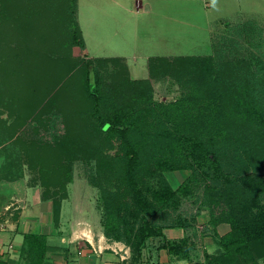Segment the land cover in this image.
<instances>
[{"label":"trees","instance_id":"trees-1","mask_svg":"<svg viewBox=\"0 0 264 264\" xmlns=\"http://www.w3.org/2000/svg\"><path fill=\"white\" fill-rule=\"evenodd\" d=\"M24 1L0 0V32L18 39L16 44L0 42V106L14 116L11 123L0 117V145L3 138L12 141L21 153L19 164L37 161L41 182L30 186L39 187L42 199L51 202L55 225L71 178L60 165L79 155L96 161L92 184L102 201L103 233L129 247V264L141 263L147 240L162 237L164 228L188 224L181 207L194 193L192 157L221 170V156L232 152L247 169L264 170V62L227 57L230 39L225 37L210 56L151 57L149 77L132 79L122 58L75 57V49H86L78 0H28L27 9ZM166 75L184 82L187 93L158 105L151 80ZM158 109L167 111L164 118ZM176 110L186 114L179 121L170 118ZM58 118L66 133L52 143L17 135L26 124L47 127ZM196 121L199 126L190 129ZM214 130H222L225 140L204 134ZM7 169V179H23L21 169ZM188 170L174 189L166 173ZM238 173L229 172L204 188L202 203L210 209L211 225L225 222L231 228L217 240L221 252L205 254V264H260L264 258V179ZM221 200L223 210L216 217L213 209ZM162 247L188 256L186 240ZM56 250L46 235L26 233L20 259L49 264L46 255Z\"/></svg>","mask_w":264,"mask_h":264},{"label":"rangeland","instance_id":"rangeland-1","mask_svg":"<svg viewBox=\"0 0 264 264\" xmlns=\"http://www.w3.org/2000/svg\"><path fill=\"white\" fill-rule=\"evenodd\" d=\"M135 1L78 0V21L86 49L81 51L75 49V57L86 59V53L93 58L125 54L128 56V62H124L130 77L146 79L149 74V57L161 56L173 59L187 56H210L214 54V44L226 37L230 39L227 57L231 59L248 58L254 65L257 61L264 62V0H158L154 5L156 6L154 10L158 13L152 14L153 16L141 13V9L138 11L141 14H136L138 9ZM24 3V8L27 9L30 2L25 0ZM120 7H126L128 11ZM1 12V15L5 16L3 14L6 13L5 10L2 9ZM4 32L8 36H4ZM2 40L13 44L18 42L17 36L10 34L7 30L0 32V42ZM166 54L173 55L165 56ZM151 83L154 102L158 105H169L176 102L187 93L188 89V86H184V82L178 81L171 75L159 76L152 79ZM189 89L194 91L192 86H189ZM163 111L158 109L160 113L157 114L164 118ZM185 115V112L176 110L173 113L171 111L170 118L179 121ZM0 117L9 123L14 119L10 111L1 106ZM196 123L195 127H190V129L197 128L199 121ZM185 127L181 126L180 131H186ZM220 131L222 130L207 131L204 134H209L217 141L218 139L225 140V136ZM65 133L66 128L60 118L53 124L51 122L47 127L31 123L17 131V135L24 140H39L46 144L52 143L54 138L61 137ZM19 151L12 141L2 139L0 145V221L7 217L10 219L20 217L19 213L24 200L19 199L25 187L41 182L40 166L37 161L26 160L23 161L26 164H19L16 159L21 154ZM187 153L191 155L190 151ZM77 157L71 162L60 165L71 176L66 185L68 197L63 201V215L66 214L72 219L74 214H78L80 210L81 214L84 213L95 220L99 218L102 220V201L98 189L92 184L96 174V161L84 159L80 155ZM192 161L197 171L194 181L190 183L193 185L194 193L191 197L193 202L202 199L205 186L212 185L214 179H226L229 172L238 171L248 178L264 179V170L256 172L247 169L242 161L236 160L232 152L227 156H221V170L206 159L198 160L192 157ZM6 167L11 168L13 173L20 172L21 169L23 179L17 181L7 179L8 169L6 170ZM190 171L168 173L167 177L173 185H176L182 183ZM57 191L58 195L62 193ZM262 204L264 205V196ZM184 210L188 211L190 207L186 209L184 206L181 207L183 215ZM191 210L194 214L196 209L192 207ZM222 210L221 200L219 206L214 207L213 213L218 217ZM11 257L9 254L4 263L24 264V260L20 259V254L18 258ZM260 264H264V258L260 260Z\"/></svg>","mask_w":264,"mask_h":264},{"label":"crops","instance_id":"crops-1","mask_svg":"<svg viewBox=\"0 0 264 264\" xmlns=\"http://www.w3.org/2000/svg\"><path fill=\"white\" fill-rule=\"evenodd\" d=\"M135 2L138 9L136 14L140 9L141 13L146 15L153 16L152 14L158 13L154 10L156 7L154 5L158 0H136ZM120 8L127 9L126 7ZM171 55L173 54L165 56ZM108 57L99 56L97 58ZM114 57L122 58L128 62V56L125 54H117ZM147 76L149 77V74ZM167 179L174 189H177L181 184L173 185L168 177ZM41 191L39 187L26 186L19 199L20 201L24 200L19 213L20 217L13 219L7 217L0 221L6 226L5 231H0V243L4 246L13 245V250L6 251L4 254L5 261L9 254H11V258H18L24 234L33 233L46 235L48 245L58 249L46 255V262L49 264L130 263L129 247L122 242L108 240L103 233L100 218L95 220L84 213L81 214L79 210L78 214H74L70 219L66 214L63 215V202L59 224L55 225L51 212L52 204L50 201L42 199ZM202 201L203 199H199L193 202L192 198H186L185 202L183 201L184 209L190 207V210L183 211L185 218L188 219V224L185 227L164 228L162 237L148 239L140 264H205V254L218 255L221 252L217 240L230 232V225L225 222L216 226L211 225L210 209ZM192 207L196 209L194 214L191 210ZM193 216H195V220L191 219ZM182 240H186L187 247H189L186 258H180L162 247L165 242H180ZM4 250L6 249L4 248Z\"/></svg>","mask_w":264,"mask_h":264},{"label":"built area","instance_id":"built-area-1","mask_svg":"<svg viewBox=\"0 0 264 264\" xmlns=\"http://www.w3.org/2000/svg\"><path fill=\"white\" fill-rule=\"evenodd\" d=\"M6 226L3 222H0V231H5ZM4 248L6 250H4ZM13 249V245L8 244L6 246H4V244L0 243V261L4 260L3 256L6 253V251L12 250Z\"/></svg>","mask_w":264,"mask_h":264},{"label":"water","instance_id":"water-1","mask_svg":"<svg viewBox=\"0 0 264 264\" xmlns=\"http://www.w3.org/2000/svg\"><path fill=\"white\" fill-rule=\"evenodd\" d=\"M90 81L93 82L94 81V72H93V68H90Z\"/></svg>","mask_w":264,"mask_h":264}]
</instances>
